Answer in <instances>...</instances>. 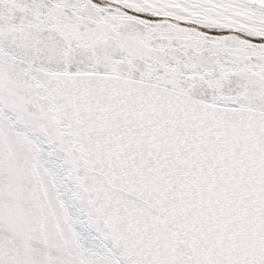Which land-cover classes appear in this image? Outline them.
Listing matches in <instances>:
<instances>
[{
    "label": "snow or ice",
    "instance_id": "obj_1",
    "mask_svg": "<svg viewBox=\"0 0 264 264\" xmlns=\"http://www.w3.org/2000/svg\"><path fill=\"white\" fill-rule=\"evenodd\" d=\"M0 264H264V0H0Z\"/></svg>",
    "mask_w": 264,
    "mask_h": 264
}]
</instances>
